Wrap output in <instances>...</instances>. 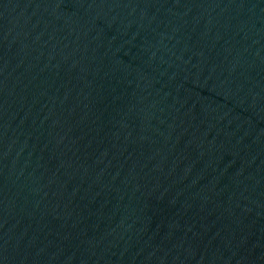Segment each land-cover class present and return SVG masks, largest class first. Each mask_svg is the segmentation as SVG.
<instances>
[{
    "label": "water",
    "instance_id": "1",
    "mask_svg": "<svg viewBox=\"0 0 264 264\" xmlns=\"http://www.w3.org/2000/svg\"><path fill=\"white\" fill-rule=\"evenodd\" d=\"M0 264H264V0H0Z\"/></svg>",
    "mask_w": 264,
    "mask_h": 264
}]
</instances>
